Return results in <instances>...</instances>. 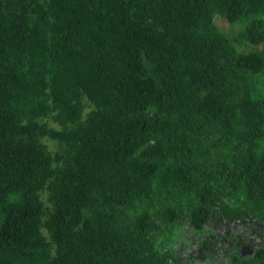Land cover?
<instances>
[{"label":"trees","instance_id":"1","mask_svg":"<svg viewBox=\"0 0 264 264\" xmlns=\"http://www.w3.org/2000/svg\"><path fill=\"white\" fill-rule=\"evenodd\" d=\"M0 264H264V0H0Z\"/></svg>","mask_w":264,"mask_h":264},{"label":"rangeland","instance_id":"2","mask_svg":"<svg viewBox=\"0 0 264 264\" xmlns=\"http://www.w3.org/2000/svg\"><path fill=\"white\" fill-rule=\"evenodd\" d=\"M251 18V15H247L245 17H243L242 19L240 20H237V21H234V22H229L228 20H226L225 18L221 17V16H216L215 17V22L216 24L222 29L224 30L231 38H233V34L234 32L236 31V27L238 26V29L239 28H243L245 26V24L250 20ZM234 24H237L234 25ZM221 228V227H219ZM218 228V230H219ZM184 240V239H182ZM185 242L183 241V245L182 246H178L177 249H178V256L181 254L182 257H185L186 256V250H185ZM180 253V254H179Z\"/></svg>","mask_w":264,"mask_h":264},{"label":"flooded vegetation","instance_id":"3","mask_svg":"<svg viewBox=\"0 0 264 264\" xmlns=\"http://www.w3.org/2000/svg\"><path fill=\"white\" fill-rule=\"evenodd\" d=\"M242 226H244L246 228V226L244 225V223L241 224V227ZM234 227H236V226L234 225ZM241 227L240 226L237 227V230H234V231H241L242 233H244L245 235H247V237L245 238L246 240L244 242V247L246 249H248V250L253 249L254 246H256L259 243V239L260 238L258 236H254V235L248 236L249 231H246V230L242 231Z\"/></svg>","mask_w":264,"mask_h":264}]
</instances>
